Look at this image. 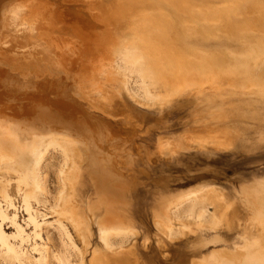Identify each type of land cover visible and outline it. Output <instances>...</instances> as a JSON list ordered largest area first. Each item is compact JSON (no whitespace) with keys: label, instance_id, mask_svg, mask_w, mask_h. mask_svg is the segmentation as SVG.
Wrapping results in <instances>:
<instances>
[{"label":"rangeland","instance_id":"rangeland-1","mask_svg":"<svg viewBox=\"0 0 264 264\" xmlns=\"http://www.w3.org/2000/svg\"><path fill=\"white\" fill-rule=\"evenodd\" d=\"M142 1L0 0V120L31 127L25 134L65 125L61 131L94 138L92 152L119 166L130 187L127 218L138 233L121 252H110L106 264H264V7L245 3L231 19L185 20L180 27L151 23L167 38L179 35L182 51L202 62L181 84L147 80L152 97L140 75L121 64L135 44L147 50L141 19L152 10ZM154 2L169 13L168 0ZM216 60L242 72L225 75ZM69 102L75 108L60 105ZM56 166L51 174L44 169L49 188L57 182ZM95 192L86 177L75 202L99 241L104 213ZM193 195L211 200L201 203H211L208 217L165 215Z\"/></svg>","mask_w":264,"mask_h":264},{"label":"bare ground","instance_id":"bare-ground-1","mask_svg":"<svg viewBox=\"0 0 264 264\" xmlns=\"http://www.w3.org/2000/svg\"><path fill=\"white\" fill-rule=\"evenodd\" d=\"M202 1L203 3L199 6L193 0H168V4L171 6L169 13L160 11L157 7L159 4L157 5L154 0L142 1L141 4L144 8L152 10L150 14L141 19L143 32L147 35V41L143 42V45L147 47V50L143 49V46L135 44L134 50L124 53L121 64H124L126 69L134 70L140 75L143 79L141 82L149 96L153 97L154 94L151 93L152 91L150 92L148 87L150 83L147 80H150L151 84L156 83L157 85L161 78H165L172 84H181L185 81L184 77L187 74L193 73L194 67H202L201 61L182 51V38L179 35L167 38L161 31L156 33L157 30L151 23L159 22L165 26L178 25L180 27L181 22L185 20L196 22L198 19H231L235 10L241 9L245 3L262 4L264 7V0ZM213 2H228V4L223 7H215ZM14 3L17 2L9 3L8 10L13 9ZM260 14L264 16L263 9ZM166 40H170V42ZM214 63L215 68L221 70L225 75L238 76L242 72V69L236 70L224 60H216ZM60 98H62L61 95ZM69 103L60 105L70 106L72 103ZM37 105L34 106V109ZM44 105L43 103L45 108ZM38 106L42 107L41 104ZM46 106L49 107V104ZM51 108L54 110V107ZM70 109L67 110L69 115ZM51 111L49 113L53 114ZM44 114V112L41 113L42 116ZM73 114L74 112L71 115ZM46 116L49 117L47 114ZM75 118L73 120L76 123L78 119ZM8 119L0 120V264H90L87 259V251L90 247H94L93 252L96 255L93 263L106 264L105 259L110 256V252H121L131 237L138 233L137 230L135 232V228L127 218L129 207L126 201L130 187L124 174L118 169L119 166L117 168L111 162V158L107 157L108 155L102 158L98 154H94L92 148L96 147L95 139L90 137L91 140L89 137H81L78 133L74 134L72 131L75 130L71 131V127L69 129L71 132L61 131L67 127L65 125L63 127L61 124L60 131L49 130L41 134H34V130H32V132H28L29 134H25L28 126L27 129L24 126L26 130H23L22 124L8 121ZM89 119L91 118L89 117ZM82 122L84 123V121ZM87 123L84 124L89 128L91 123L90 121ZM91 128L92 130H89L93 132L94 127ZM97 128L95 126V129ZM36 131L35 129L34 132ZM49 158L56 159L58 164L48 161ZM84 162L88 165L86 166ZM55 164L58 165L56 173H54L57 182L54 188H49L44 182V169L47 174H51L50 170ZM86 177L94 182L99 197L97 206L104 213L103 218L98 221L99 241L95 238L94 226L79 215L76 210V193L80 186L85 184ZM13 182L17 186L20 196L19 205L9 188ZM206 198L205 196H189L176 205L167 207L165 215L180 217L186 213L191 217L206 218L211 214L208 208L211 203L206 202L207 205L203 202L207 206H203L204 204L201 206L202 201L210 200ZM199 204L200 207H197ZM215 214L217 213L215 212ZM158 216H160L158 223L161 227L165 226L163 214L160 213ZM221 218L220 220H223ZM167 227L170 231H175L172 226ZM95 241L98 242L95 243L96 246L94 245ZM91 244L92 246H90Z\"/></svg>","mask_w":264,"mask_h":264}]
</instances>
